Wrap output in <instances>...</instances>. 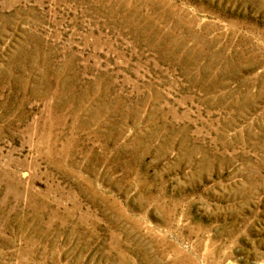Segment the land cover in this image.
<instances>
[{
  "label": "rangeland",
  "instance_id": "obj_1",
  "mask_svg": "<svg viewBox=\"0 0 264 264\" xmlns=\"http://www.w3.org/2000/svg\"><path fill=\"white\" fill-rule=\"evenodd\" d=\"M0 264H264V0H0Z\"/></svg>",
  "mask_w": 264,
  "mask_h": 264
}]
</instances>
